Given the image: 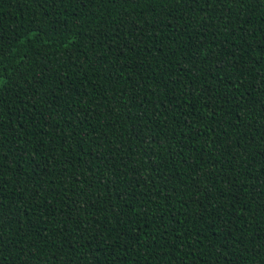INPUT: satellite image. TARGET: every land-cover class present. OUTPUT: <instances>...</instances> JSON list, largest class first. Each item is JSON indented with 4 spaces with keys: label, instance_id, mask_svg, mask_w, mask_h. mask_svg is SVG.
Returning <instances> with one entry per match:
<instances>
[{
    "label": "trees",
    "instance_id": "16d2710c",
    "mask_svg": "<svg viewBox=\"0 0 264 264\" xmlns=\"http://www.w3.org/2000/svg\"><path fill=\"white\" fill-rule=\"evenodd\" d=\"M0 264H264V0H0Z\"/></svg>",
    "mask_w": 264,
    "mask_h": 264
}]
</instances>
